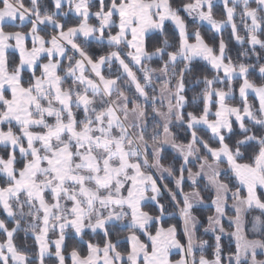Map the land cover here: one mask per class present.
Returning a JSON list of instances; mask_svg holds the SVG:
<instances>
[{
  "label": "snow or ice",
  "instance_id": "6c2138e0",
  "mask_svg": "<svg viewBox=\"0 0 264 264\" xmlns=\"http://www.w3.org/2000/svg\"><path fill=\"white\" fill-rule=\"evenodd\" d=\"M219 3L0 0V264H264V0Z\"/></svg>",
  "mask_w": 264,
  "mask_h": 264
},
{
  "label": "trees",
  "instance_id": "16d2710c",
  "mask_svg": "<svg viewBox=\"0 0 264 264\" xmlns=\"http://www.w3.org/2000/svg\"><path fill=\"white\" fill-rule=\"evenodd\" d=\"M174 2H175V3H179V0H174ZM221 9H222V5H220V3H217V7L214 9V14H216L218 18L221 17ZM182 15H183V13H182ZM189 23H190V27H195V26H196V25H195L193 22H191V21H189ZM204 34H205V38H206V39H209V37L211 36V33H208L207 31H205ZM241 34H244V33L241 32ZM223 35H224V38H225L226 43L228 44L229 55H232L233 58H235L236 55H237V53H238V51H239V49H240V45H238V44L234 41V39H232V38L230 37V32H229V30H225L224 33H223ZM218 39H219V38L217 37V41H218ZM209 42H212V41L209 40ZM245 62H247V63H256L255 58H252L251 60H248V61H245ZM260 62H261V63H264V60H262V61H260ZM153 66H156V64L154 63ZM194 71H195L197 74H199V73H201V72L204 71V69H203V65H202V62L196 64V66H195V68H194ZM251 78L254 79V80H256L258 83L260 82V78H259V74H258V72H254V73L252 74ZM189 88H190V90L187 92V95H188V97H189V100H191L192 95H193L196 91H198L199 88H198V87L193 88V87L191 86V84L189 85ZM189 110H191V109H189ZM173 131H175V129H173ZM173 155H174V153H172L171 150H169L168 152H166V153H165V161H164V162H165V163H168V162L172 159V156H173ZM177 163H178V161H177ZM194 170H195V169H194ZM170 186H171V185H170ZM205 195L208 196V195H210V194L205 193ZM169 211H171V209H169ZM196 214H197V215H202L199 211H197ZM207 214H209V213H208V212L203 213V215H207ZM0 218H2V217H0ZM170 222H172V223H176L177 226H178V229H179L180 226H181V223H180L178 217H177L176 219L171 220ZM225 226L227 227V222H225ZM249 227H250V226H249ZM201 234H202V228H201L200 231L198 232V235H201ZM0 238H2V237H0ZM86 238H87V237H86ZM202 238L208 240L210 245L214 242V241H213V237H212V235H211L210 233H209V234H206V235H203ZM250 238H264V237H261V236L257 235V236H255V237L250 236ZM23 239H24L23 233H20V236H19V240H18V242H22ZM228 240H229V238H228V237H225L223 243L227 244V243H228ZM28 242L31 243V239H30V238H29ZM71 243H72V241H69V244H71ZM178 257H179L178 254H173V255H172V259H177Z\"/></svg>",
  "mask_w": 264,
  "mask_h": 264
},
{
  "label": "crops",
  "instance_id": "0c3cea01",
  "mask_svg": "<svg viewBox=\"0 0 264 264\" xmlns=\"http://www.w3.org/2000/svg\"><path fill=\"white\" fill-rule=\"evenodd\" d=\"M219 1V0H218ZM217 1V3H219ZM235 41V40H234ZM226 222V221H225ZM173 254H178L177 252H176V250H173ZM177 259H179V257L177 258ZM258 259H264V256H260V255H258ZM173 260H175V259H173Z\"/></svg>",
  "mask_w": 264,
  "mask_h": 264
},
{
  "label": "rangeland",
  "instance_id": "374dc122",
  "mask_svg": "<svg viewBox=\"0 0 264 264\" xmlns=\"http://www.w3.org/2000/svg\"><path fill=\"white\" fill-rule=\"evenodd\" d=\"M218 1V0H217ZM219 2V1H218Z\"/></svg>",
  "mask_w": 264,
  "mask_h": 264
}]
</instances>
